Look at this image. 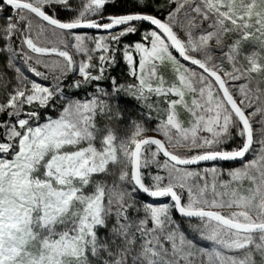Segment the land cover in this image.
<instances>
[{
    "label": "snow or ice",
    "instance_id": "1",
    "mask_svg": "<svg viewBox=\"0 0 264 264\" xmlns=\"http://www.w3.org/2000/svg\"><path fill=\"white\" fill-rule=\"evenodd\" d=\"M0 264H264V0H0Z\"/></svg>",
    "mask_w": 264,
    "mask_h": 264
}]
</instances>
